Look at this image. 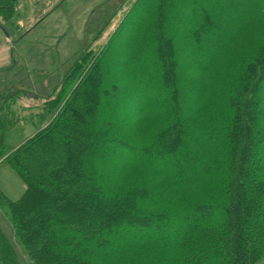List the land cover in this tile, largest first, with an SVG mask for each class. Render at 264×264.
Masks as SVG:
<instances>
[{"label":"trees","instance_id":"obj_1","mask_svg":"<svg viewBox=\"0 0 264 264\" xmlns=\"http://www.w3.org/2000/svg\"><path fill=\"white\" fill-rule=\"evenodd\" d=\"M24 1L0 0V20L17 26ZM179 1L133 2L106 45L80 52L43 97L34 135L16 149L0 142V162L26 184L7 204L33 264H264V0L238 18L233 0ZM188 3L186 47L172 28ZM229 15L236 29L197 63ZM250 29L249 51L233 52ZM18 95H4L6 127ZM9 236L0 224V259L23 264Z\"/></svg>","mask_w":264,"mask_h":264},{"label":"rangeland","instance_id":"obj_2","mask_svg":"<svg viewBox=\"0 0 264 264\" xmlns=\"http://www.w3.org/2000/svg\"><path fill=\"white\" fill-rule=\"evenodd\" d=\"M135 1L25 0L14 17L17 26L14 25L12 27L10 23L0 20V42L2 43V39H10L11 44V61L0 63V106L5 99V94H9V92L13 94L20 93L17 97L18 99H13L14 102L9 114V118L13 120L12 122L16 123L6 127L2 122L3 113H0V125L3 127L0 133V142L16 149L17 146L34 135L35 127L32 125V121H36L39 117L38 114L42 113L45 102L43 97H46L49 93L56 92V86L80 52L86 49L96 51L106 45L110 35L118 27L124 18V14L130 10ZM181 1L185 3L186 0ZM204 1L206 4L214 3V0ZM223 1L225 2L224 5H228V0ZM253 1L233 0V2L241 5L239 7L241 10L234 11V17H240L238 15L239 11L250 10ZM186 5L188 9L182 12L176 6L174 14L177 16L174 19L175 23L172 29L179 35L180 43L178 45L184 44L188 47L192 46L193 42L189 39L190 36L184 37L182 35L181 30L183 29L181 27L193 16L195 7L190 3ZM220 10H225V13L232 12L230 8H219V15L217 16L224 19L226 14L221 13ZM233 15H229L232 19L222 22L219 26L220 28L215 29L214 35L206 38L201 51H196L197 63L212 57L216 53L215 47L219 40L225 35L227 36L234 32L238 24L234 20ZM260 23L263 25L264 31V17ZM3 29L7 32L9 31L10 33H8L11 37L8 38ZM220 33L222 37H219ZM249 33L251 35L250 37L246 35V42L242 41L234 46L233 52H243L244 49V52L249 51V45L252 39L256 37L258 29L254 31L252 29ZM13 50L15 52H13L14 57L12 54ZM2 57L3 55L0 58ZM187 57L182 62L183 66L187 65ZM158 58L151 56L146 58L143 63L156 64L159 61ZM164 77V74H158V78L164 79ZM155 86L157 85L155 84ZM183 88L185 90L187 86L180 87L182 91ZM157 94L160 98L159 93ZM130 100L133 106L138 98L137 96H132ZM53 111L56 110L54 109ZM43 115L45 126L51 118V113L46 114L43 112ZM25 189V182L7 163L0 162V224L5 233L8 236L10 235L9 237L15 243L22 263L33 264L24 253L23 248L16 244L11 232V225L9 224L7 199H19ZM175 223L172 224L171 228L170 226L165 227L167 230L165 234L172 235ZM124 231L127 234L129 233L128 229ZM124 231L121 230L119 235L123 234ZM0 264H3L1 259Z\"/></svg>","mask_w":264,"mask_h":264},{"label":"crops","instance_id":"obj_3","mask_svg":"<svg viewBox=\"0 0 264 264\" xmlns=\"http://www.w3.org/2000/svg\"><path fill=\"white\" fill-rule=\"evenodd\" d=\"M0 44V57L3 55V57L0 58V63L3 61H11L10 39H2V43L0 42Z\"/></svg>","mask_w":264,"mask_h":264},{"label":"water","instance_id":"obj_4","mask_svg":"<svg viewBox=\"0 0 264 264\" xmlns=\"http://www.w3.org/2000/svg\"><path fill=\"white\" fill-rule=\"evenodd\" d=\"M4 30V32L6 33V36L9 38L10 36H9V33L5 30V29H3Z\"/></svg>","mask_w":264,"mask_h":264}]
</instances>
